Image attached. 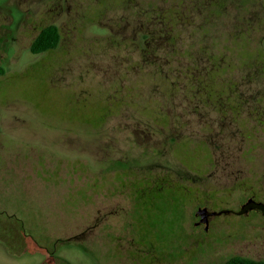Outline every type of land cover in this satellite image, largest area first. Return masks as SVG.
<instances>
[{
    "label": "rangeland",
    "instance_id": "1",
    "mask_svg": "<svg viewBox=\"0 0 264 264\" xmlns=\"http://www.w3.org/2000/svg\"><path fill=\"white\" fill-rule=\"evenodd\" d=\"M263 205L264 0H0V264L264 261Z\"/></svg>",
    "mask_w": 264,
    "mask_h": 264
},
{
    "label": "trees",
    "instance_id": "2",
    "mask_svg": "<svg viewBox=\"0 0 264 264\" xmlns=\"http://www.w3.org/2000/svg\"><path fill=\"white\" fill-rule=\"evenodd\" d=\"M60 39L61 32L59 27L55 24L46 25L40 30L39 34L34 39L31 45V49L35 53L45 52L47 50L55 48L59 44ZM31 157H33V155ZM31 241L34 246L39 245L32 239ZM226 264H264V261L254 260L247 257L235 256L231 258Z\"/></svg>",
    "mask_w": 264,
    "mask_h": 264
},
{
    "label": "water",
    "instance_id": "3",
    "mask_svg": "<svg viewBox=\"0 0 264 264\" xmlns=\"http://www.w3.org/2000/svg\"><path fill=\"white\" fill-rule=\"evenodd\" d=\"M249 203H251V202H249ZM249 203H248V205H249ZM216 214H218L217 211H209V209L206 206L198 208V210L196 211V215L200 217V220L197 222V224L205 223V224H207L206 228H208L209 217L214 216Z\"/></svg>",
    "mask_w": 264,
    "mask_h": 264
},
{
    "label": "flooded vegetation",
    "instance_id": "4",
    "mask_svg": "<svg viewBox=\"0 0 264 264\" xmlns=\"http://www.w3.org/2000/svg\"><path fill=\"white\" fill-rule=\"evenodd\" d=\"M252 204H253V203H251V206H250V207H253ZM243 209H245V211H247V207H244ZM260 209H261V211H262V213H263V215H264V205L261 206ZM198 217H199V216H198ZM211 217H213V216H210V217H209V223H210V219H211ZM199 220H200V217H199ZM199 220H198V221H199ZM198 221H196V224H197ZM197 225H205V229H208V228H206V227H207V224H205V223H200V224H197ZM208 227H209V224H208Z\"/></svg>",
    "mask_w": 264,
    "mask_h": 264
}]
</instances>
